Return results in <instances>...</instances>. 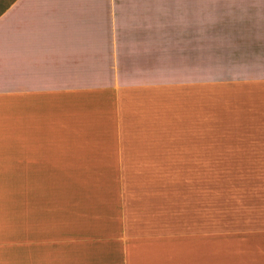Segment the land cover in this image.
<instances>
[{
  "label": "crops",
  "instance_id": "1",
  "mask_svg": "<svg viewBox=\"0 0 264 264\" xmlns=\"http://www.w3.org/2000/svg\"><path fill=\"white\" fill-rule=\"evenodd\" d=\"M57 169L103 208L15 230L27 264H211L208 180L176 178L168 199L143 177L264 171V0H10L0 181L24 175L31 200Z\"/></svg>",
  "mask_w": 264,
  "mask_h": 264
},
{
  "label": "rangeland",
  "instance_id": "2",
  "mask_svg": "<svg viewBox=\"0 0 264 264\" xmlns=\"http://www.w3.org/2000/svg\"><path fill=\"white\" fill-rule=\"evenodd\" d=\"M9 2L0 0L1 12ZM50 173L53 183L45 186L43 196L41 187H30L33 192L31 200L28 197L29 188L21 184L24 175L14 174L13 179H9L13 185L3 184L7 180L0 181V264H27L26 245L16 244L15 241L16 236L26 237L25 233L11 234L18 228L25 230L28 225L51 228L87 226L99 219L87 214L90 210L103 208L99 202L89 201L86 195L92 189L98 190L97 186L69 183L71 179L77 181L78 176L66 169L51 170ZM196 177H204L209 182L206 192L210 195L211 264L263 263L259 261L262 258L260 252L263 251L264 256V171L158 170L147 171L143 178L161 180V186L147 185L146 192L153 191L155 187L162 188L169 199L174 179ZM118 179L119 171H115V182ZM116 187L114 185V189ZM162 224L170 227L171 219L163 220ZM187 225L193 227L196 224Z\"/></svg>",
  "mask_w": 264,
  "mask_h": 264
}]
</instances>
